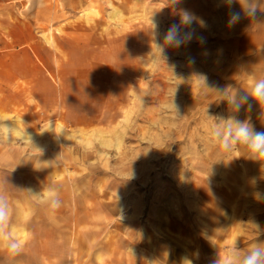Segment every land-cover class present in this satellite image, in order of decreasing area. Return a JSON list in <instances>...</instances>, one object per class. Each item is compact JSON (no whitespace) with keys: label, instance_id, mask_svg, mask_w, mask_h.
<instances>
[{"label":"rangeland","instance_id":"374dc122","mask_svg":"<svg viewBox=\"0 0 264 264\" xmlns=\"http://www.w3.org/2000/svg\"><path fill=\"white\" fill-rule=\"evenodd\" d=\"M231 2L58 0L65 24L89 36L97 60L102 55L110 59L104 126L88 133L69 131L60 120L44 121L29 100L10 110V63L0 46V196L6 205L0 219V264H58L52 252L63 241L47 239L48 222L84 211L96 220H111L113 242L118 235L129 240L130 225L136 227L133 238L141 237L144 247L147 240L156 242L154 248L158 242V264L164 261L159 252L168 248L175 262L189 260L200 232L209 236L215 230L216 223L201 221L204 215H217V229L237 236L233 244L230 237L223 239V247L258 246L261 235L253 232L261 233L264 224L253 221L262 211L254 210L262 202L257 191L254 195L262 183L255 166L253 176L242 175L249 182L239 184L235 209H226L231 194L223 191V203L212 211L214 204L202 199L199 190L221 185L227 177V157H221L227 149L219 140L231 129L224 120L231 117L232 102H240L231 86L246 81L234 76L237 64L230 66L220 52L227 54L225 39L243 33L226 31V23H238L226 14L237 10ZM173 29L179 43L166 39ZM41 136L44 141H34ZM255 161L264 167V157ZM49 191L57 194L56 209L50 207ZM64 199L86 207L64 206ZM221 216H228L227 222ZM170 222L175 231L168 230ZM182 226L188 227L186 233ZM167 239L169 246L161 245ZM11 243L18 249L12 251ZM222 258L235 259L231 253Z\"/></svg>","mask_w":264,"mask_h":264},{"label":"crops","instance_id":"0c3cea01","mask_svg":"<svg viewBox=\"0 0 264 264\" xmlns=\"http://www.w3.org/2000/svg\"><path fill=\"white\" fill-rule=\"evenodd\" d=\"M28 1L0 0V16L7 15V19L0 17V28L6 29L5 33L0 31V46L5 47L3 50L6 52L3 55L8 56L7 62L10 63V110L14 103L29 100L34 103L33 108L40 118L44 121L60 120L69 131L88 133L96 127L104 126L102 122L106 117L111 82L110 59L102 55L97 60L95 49L88 42L89 36L79 33L77 27L71 23L65 24L64 12L58 7V0H30L32 3L27 8ZM231 3L237 10L226 14H231L233 19V15L238 13L239 18L237 26L226 23V31L231 33L237 28L243 33L235 38L225 39L227 54L225 50L220 52L230 66L237 64L234 76L239 78L237 75H241L240 78L246 81L231 86L232 95L239 97L240 102H232L231 117L229 121L224 120V126L231 128L229 134L223 135L221 140L218 139L225 143L224 140L229 137L227 152L221 155L227 157L223 167L227 177L221 185L200 186L199 190L202 199L214 204L212 211L217 212L215 206L219 202L223 203V191L231 194V198H226V209H235L232 204L239 197L242 188L239 184L246 185L249 182L242 175L253 176L251 170L255 166L262 176L258 179L262 183L255 188L254 195L257 191L256 196L262 202H258L256 205L260 207L254 210L262 211L253 221L264 224V175H261L264 167L256 163L255 159L260 157L251 152L248 144L235 140L236 129L241 125L254 132H264V100L253 96L256 84L264 80V0H232ZM70 7L73 12L70 14L75 16L76 8L72 5ZM90 39H93V36ZM37 140L42 142L44 137L34 141ZM239 158L241 164L238 162ZM62 205L86 207L84 202L73 199H64ZM101 218L102 220H96L89 211H84L80 214L60 215L56 220L48 222L47 239L63 241L62 245H57L52 252L58 264H97L99 257L102 258V264H158L155 259L158 242L154 248L156 242L147 240L144 247L141 237L133 238L136 237V227L132 225L129 227L132 234L129 240L118 235L116 242H113L109 237L112 233L111 220L106 221L105 216ZM204 219L201 221L216 223L215 230L208 234L209 236L205 233L201 236L203 232H200L199 245L190 249L189 260L180 257V261L175 262L174 252L168 248L166 252H159L164 260L162 264H229L222 261L223 254L227 253H231L235 258L232 264H240L243 257L253 250L249 243L236 249L233 245L230 248L223 247V239L237 238L234 231L217 229L220 222L217 215H204ZM168 225V230L175 231V222ZM124 227L126 229L128 225ZM187 229V226H182L181 233H186ZM254 233L261 235L256 244L264 247V228L261 233ZM166 241L167 243L162 242L161 245L169 246V240ZM231 242L233 244V240ZM197 250L199 259L194 261L192 259Z\"/></svg>","mask_w":264,"mask_h":264},{"label":"clouds","instance_id":"9594fccd","mask_svg":"<svg viewBox=\"0 0 264 264\" xmlns=\"http://www.w3.org/2000/svg\"><path fill=\"white\" fill-rule=\"evenodd\" d=\"M238 18V13L233 15V19ZM185 20H187V16L185 17ZM166 39L169 43H179L174 29L170 30ZM253 96L264 100V80H261L256 84ZM235 140L248 144L253 153L258 154V157H264V132H254L248 127L241 125L236 129ZM223 147H228L227 139L225 140ZM56 195L57 194L54 191H49L47 193V198L51 200L50 207L52 209H56L59 206V200L56 198ZM5 207L4 198L0 196V219H3L5 215ZM9 247L12 251H15L18 249L19 245L11 243ZM229 264H232V262L230 261ZM240 264H264V247H255L250 253L243 257Z\"/></svg>","mask_w":264,"mask_h":264}]
</instances>
